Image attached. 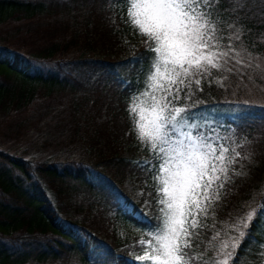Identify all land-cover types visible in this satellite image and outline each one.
Returning a JSON list of instances; mask_svg holds the SVG:
<instances>
[{
  "label": "trees",
  "instance_id": "trees-1",
  "mask_svg": "<svg viewBox=\"0 0 264 264\" xmlns=\"http://www.w3.org/2000/svg\"><path fill=\"white\" fill-rule=\"evenodd\" d=\"M117 7L124 5L0 0V135L11 138L0 140V264H141L139 241L161 206L149 166L155 159L139 145L127 108L142 90L151 53ZM231 22L247 29L242 47L253 60L264 58V0H247ZM226 74L214 71L202 82L192 109L202 128L242 145L235 167L243 175L233 176L207 220L220 230L248 204H264V104L222 98L217 78ZM228 76L232 83L238 77ZM36 98L58 119L53 137L64 136L53 147L74 146L76 156L16 150ZM250 232L240 264H264V217ZM213 234L204 230L201 243Z\"/></svg>",
  "mask_w": 264,
  "mask_h": 264
},
{
  "label": "snow or ice",
  "instance_id": "snow-or-ice-1",
  "mask_svg": "<svg viewBox=\"0 0 264 264\" xmlns=\"http://www.w3.org/2000/svg\"><path fill=\"white\" fill-rule=\"evenodd\" d=\"M109 2L124 5L116 12L146 38L151 53L142 90L130 96L127 111L139 145L155 159L149 166L155 169L161 207L135 259L141 264H240L241 246L253 222L264 217V204H248L223 230L207 223L216 215L220 193L234 175H243L235 166L244 157L237 150L242 145L202 128L192 109L199 105L196 92L204 90L202 82L212 81L214 71L251 80V70L260 67L242 47L247 29L231 22L247 0ZM182 100L191 103L181 106ZM206 229L214 230L207 246L201 243Z\"/></svg>",
  "mask_w": 264,
  "mask_h": 264
},
{
  "label": "rangeland",
  "instance_id": "rangeland-1",
  "mask_svg": "<svg viewBox=\"0 0 264 264\" xmlns=\"http://www.w3.org/2000/svg\"><path fill=\"white\" fill-rule=\"evenodd\" d=\"M21 32H24V29L20 31V35H23L21 34ZM26 48V46H23V49ZM253 63L260 65V67L251 70V75L253 77V79L251 80L248 79V81H245L237 77V80L232 83L230 82L229 76L227 80L217 78L219 80L218 86L221 88L222 91V98L226 97L233 101H245L251 103L264 104V77H261V72L264 71V58H256L253 60ZM46 110L50 111L51 108L43 106V104L41 103V99L36 98V100L31 103V106L27 109V111L29 112L27 113V115L23 116V118H30L32 120L31 123L25 128V131L27 132L26 134L23 133V129L20 130L19 137L17 140H15L14 146L16 150L18 152L24 150L27 156H37V158H41L45 155L54 154L57 151L59 154L76 156L74 153V146H71L69 148L63 145H60L59 147H53V140L55 141V138L64 139V136L60 135V133H56L57 136L55 138L53 137L54 127H51L54 123H57L56 120L58 119L56 117L52 119L50 116V114L52 115V113ZM220 110H223V106L220 107ZM43 113H45V115H43ZM4 127L1 126L4 131H7V129ZM49 130H52V132ZM38 131L40 132L39 135ZM0 140L8 142L11 140V138L0 135ZM46 141L48 144L45 146V148L36 145L44 144Z\"/></svg>",
  "mask_w": 264,
  "mask_h": 264
}]
</instances>
